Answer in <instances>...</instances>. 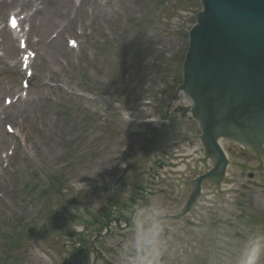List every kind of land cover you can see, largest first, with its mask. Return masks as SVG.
Masks as SVG:
<instances>
[{"label":"rangeland","instance_id":"1","mask_svg":"<svg viewBox=\"0 0 264 264\" xmlns=\"http://www.w3.org/2000/svg\"><path fill=\"white\" fill-rule=\"evenodd\" d=\"M106 1L94 18L85 15L75 25L89 24L77 30L82 35L57 39L62 52L52 57L49 70L41 68V53L34 49L30 99L10 109L20 112L17 118L0 115V264H142L146 256L152 259L146 264H264V200L252 192L264 194V157L229 141L227 184L240 180L226 193L236 195L240 209L226 204V212L210 213L202 206L201 229L184 221L177 227L154 223L162 227L156 235L169 238L171 246L160 241L143 247L152 232L141 228L100 262L97 253L79 245L81 234L87 243L97 232L91 214H107L113 202L128 205L138 189L149 186L155 163L170 152L166 145L178 138V130L200 134L196 124L178 122L176 113L170 124L145 123L167 119L187 101L175 96L201 0ZM70 38L79 50L70 49ZM49 44L47 36L42 47ZM9 50L11 58L0 60V109L3 98L19 92L21 81L11 67L16 42ZM7 124L19 137L7 134ZM164 185L165 193L155 200L160 215L182 205L169 199L173 188ZM117 242L106 237L95 248L113 250Z\"/></svg>","mask_w":264,"mask_h":264},{"label":"water","instance_id":"2","mask_svg":"<svg viewBox=\"0 0 264 264\" xmlns=\"http://www.w3.org/2000/svg\"><path fill=\"white\" fill-rule=\"evenodd\" d=\"M202 8L189 35L179 92L193 101L194 108L185 114L191 112L201 124L206 154L217 161L196 181L184 212L174 220L188 214L202 183L219 186L224 180L229 161L219 139L250 145L255 151L264 144V0H202ZM150 206L139 210L146 207L152 213Z\"/></svg>","mask_w":264,"mask_h":264},{"label":"bare ground","instance_id":"3","mask_svg":"<svg viewBox=\"0 0 264 264\" xmlns=\"http://www.w3.org/2000/svg\"><path fill=\"white\" fill-rule=\"evenodd\" d=\"M100 1V0H99ZM97 0H5L1 3L2 8L0 9V21L4 14L9 10L21 9L22 12L27 11L28 14L24 19L25 23L31 25V29L34 31L31 35H35L39 38V43L36 45L42 56V69H50L53 65L52 57L61 53V45L59 40H51L52 42L42 47L44 45L45 38L49 36L52 37L53 34H57L59 39H63L64 35H73L75 33L74 24L82 23V18L89 12L91 8V15H95L98 12L99 7L102 6V2L99 3ZM103 1V0H102ZM33 8L35 10H33ZM13 13L12 15H14ZM20 17V16H19ZM10 19V18H9ZM24 32V38L27 36V41L30 46H35L32 44L31 35ZM15 36L16 32H12ZM1 34V32H0ZM41 37V39H40ZM11 41L5 36V40L0 44V48L6 52V57L11 58L9 55ZM48 48V49H47ZM43 53V54H42ZM47 59V61H45ZM13 68L17 75H20L18 65H14ZM1 89V88H0ZM2 92V90H1ZM30 99V98H29ZM28 99V100H29ZM25 103V101H23ZM7 108H1L0 115L5 118H17L19 116L18 112H12ZM14 109V106H12ZM1 118V116H0ZM2 142H6L5 138H2Z\"/></svg>","mask_w":264,"mask_h":264},{"label":"flooded vegetation","instance_id":"4","mask_svg":"<svg viewBox=\"0 0 264 264\" xmlns=\"http://www.w3.org/2000/svg\"><path fill=\"white\" fill-rule=\"evenodd\" d=\"M240 173V172H239ZM241 174V173H240ZM239 180H240V177H238L237 179H235V184H238L239 183ZM234 184V185H235ZM235 188L237 189V187L235 186ZM176 196V197H175ZM175 196L173 197V202H174V204H176V205H180V199H181V197L183 196V197H185V195H182L181 197L179 196V193H176L175 194ZM219 222H221V220L219 221Z\"/></svg>","mask_w":264,"mask_h":264},{"label":"snow or ice","instance_id":"5","mask_svg":"<svg viewBox=\"0 0 264 264\" xmlns=\"http://www.w3.org/2000/svg\"><path fill=\"white\" fill-rule=\"evenodd\" d=\"M12 24H13V26L15 27V24H16L15 19L12 20Z\"/></svg>","mask_w":264,"mask_h":264}]
</instances>
